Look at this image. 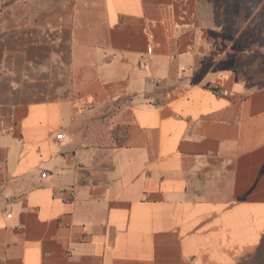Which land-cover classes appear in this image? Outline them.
Returning a JSON list of instances; mask_svg holds the SVG:
<instances>
[{
	"label": "crops",
	"instance_id": "0c3cea01",
	"mask_svg": "<svg viewBox=\"0 0 264 264\" xmlns=\"http://www.w3.org/2000/svg\"><path fill=\"white\" fill-rule=\"evenodd\" d=\"M263 240L264 61L199 0H0V264H257Z\"/></svg>",
	"mask_w": 264,
	"mask_h": 264
},
{
	"label": "rangeland",
	"instance_id": "374dc122",
	"mask_svg": "<svg viewBox=\"0 0 264 264\" xmlns=\"http://www.w3.org/2000/svg\"><path fill=\"white\" fill-rule=\"evenodd\" d=\"M199 18L243 54L264 61V0H199Z\"/></svg>",
	"mask_w": 264,
	"mask_h": 264
},
{
	"label": "built area",
	"instance_id": "2783aa9c",
	"mask_svg": "<svg viewBox=\"0 0 264 264\" xmlns=\"http://www.w3.org/2000/svg\"><path fill=\"white\" fill-rule=\"evenodd\" d=\"M151 51V48L148 47V52ZM142 66V65H141ZM217 91L221 94V95H224V96H227L230 92L227 90V89H220V88H216ZM58 139L62 138V134H57L56 136ZM42 176H45V173H42Z\"/></svg>",
	"mask_w": 264,
	"mask_h": 264
},
{
	"label": "trees",
	"instance_id": "16d2710c",
	"mask_svg": "<svg viewBox=\"0 0 264 264\" xmlns=\"http://www.w3.org/2000/svg\"><path fill=\"white\" fill-rule=\"evenodd\" d=\"M259 254L260 255H262V256H264V240H263V242L261 243V245L259 246V252H258V257H257V264H259Z\"/></svg>",
	"mask_w": 264,
	"mask_h": 264
}]
</instances>
